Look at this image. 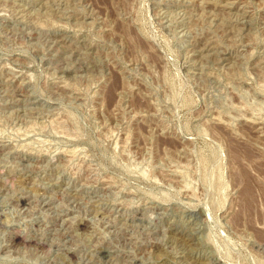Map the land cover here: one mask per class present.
Instances as JSON below:
<instances>
[{"label": "rangeland", "instance_id": "374dc122", "mask_svg": "<svg viewBox=\"0 0 264 264\" xmlns=\"http://www.w3.org/2000/svg\"><path fill=\"white\" fill-rule=\"evenodd\" d=\"M262 200L264 0H0V264H264Z\"/></svg>", "mask_w": 264, "mask_h": 264}, {"label": "bare ground", "instance_id": "6f19581e", "mask_svg": "<svg viewBox=\"0 0 264 264\" xmlns=\"http://www.w3.org/2000/svg\"><path fill=\"white\" fill-rule=\"evenodd\" d=\"M239 159H240V158H239ZM237 173H238V172H237ZM235 176H237V175H235ZM240 184H241V183H240ZM249 185H250V184H249ZM250 186H251V185H250ZM245 187H246V186H245ZM245 187H244V188H245ZM246 188H250V187L248 186V187H246ZM250 189H251V188H250ZM250 189H247V190H250ZM245 190H246V189H245ZM247 190H246V191H243V192L248 193ZM250 191H251V190H250ZM250 193H251V192H250ZM242 195H244V197H245V193L242 194ZM252 195H253V194H252ZM247 196H248V195H247ZM250 196H251V195H250ZM258 196H259V195H258ZM242 197H243V196H242ZM244 197H243V198H244ZM245 198H247V197H245ZM248 198H249V197H248ZM248 198L246 199L247 201H248ZM261 198H262V196H261ZM241 199H242V198H241ZM252 199H253V196H252ZM244 201H245V199H244ZM247 201H245V202L247 203ZM262 201H263V200H262ZM263 202H264V201H263ZM239 203H241V202L239 201ZM261 203H262V202H261ZM242 204H243V203H242ZM251 204H252V202H251ZM243 206H244V204H243ZM239 207H240V205H239ZM251 207H252V206H251ZM251 207H250V208H251ZM242 208H243V207H242ZM242 208H241V209H242ZM244 208H245V207H244ZM244 208H243V210H244ZM246 209H249V208H246ZM240 211H241V210H240ZM242 213H243V212H242Z\"/></svg>", "mask_w": 264, "mask_h": 264}]
</instances>
